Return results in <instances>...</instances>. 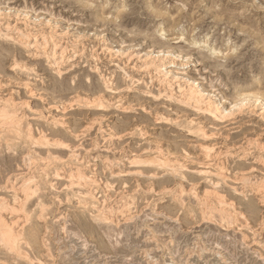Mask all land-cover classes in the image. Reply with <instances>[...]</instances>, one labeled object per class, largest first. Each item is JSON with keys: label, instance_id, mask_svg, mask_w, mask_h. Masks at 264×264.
<instances>
[{"label": "rangeland", "instance_id": "374dc122", "mask_svg": "<svg viewBox=\"0 0 264 264\" xmlns=\"http://www.w3.org/2000/svg\"><path fill=\"white\" fill-rule=\"evenodd\" d=\"M0 21V99L18 103L24 129L0 139V211L19 236H0V264H264V165L248 143H264V0H0ZM45 36L61 38L56 52ZM79 79L115 98L110 109L77 98ZM169 80L194 84L228 118L167 98L179 96ZM191 125L216 134L214 152L228 149L224 180ZM243 164L257 177L242 180Z\"/></svg>", "mask_w": 264, "mask_h": 264}, {"label": "bare ground", "instance_id": "6f19581e", "mask_svg": "<svg viewBox=\"0 0 264 264\" xmlns=\"http://www.w3.org/2000/svg\"><path fill=\"white\" fill-rule=\"evenodd\" d=\"M0 25H1V21H0ZM10 25V23H7V27ZM2 26V25H1ZM163 30V29H162ZM0 32H2V29H1V27H0ZM54 34H56V33H54ZM58 35V34H57ZM53 37H55V36H51V37H49V38H47L46 36H45V40H44V44H48V43H51L52 45H53V50H55L54 52H56V46L58 45V43L60 42V40H61V38H60V40H58L59 42L57 43V42H54L53 40H51V38L53 39ZM77 40L78 39H76V41L75 42H77ZM69 43V42H68ZM73 43V42H72ZM67 44V43H66ZM70 45V44H69ZM68 45V46H69ZM60 47H62V50H61V52H60V54L62 55V54H64L66 51H67V46L66 45H60ZM233 51H234V49H233ZM53 52V53H54ZM162 52V50H160L159 52H158V55H159V53H161ZM165 52V51H164ZM214 53H215V50L213 51ZM55 54V53H54ZM165 54H167V53H165ZM163 56H165L164 54H163ZM165 61H168V58H162V60H161V63H163V62H165ZM15 65H17L18 67H24V66H26V65H24V64H21V63H18V62H15ZM154 66H156V65H154ZM144 68H146V66L144 67ZM157 68V67H156ZM58 73L59 74H61V71L60 70H58ZM109 83H110V81H109ZM109 83H107V85H106V87L108 88V91H110L111 93H113V94H116V93H119V90H120V84H116V85H109ZM112 83H113V81H112ZM165 85H167L166 86V89H168L169 87H173L172 85L173 84H171V81L169 80V81H167L166 83H165ZM173 88H177L178 90V92L179 93H177V94H179V96L178 97H173V95L170 93V94H168L167 93V95H165L167 98H173L174 99V101L176 100L177 102H179L178 104H181V105H183V106H187V107H190V108H192L193 110H195L196 112H198V113H201V114H204V115H207V116H209V117H212L214 120H216V121H224V120H226L227 118H228V116H229V114H230V111H228V110H226L225 111V113H221V110H220V107H219V104L217 103L216 104V101L214 100H206V98H205V93H204V91L203 90H201V89H197L196 87H194V84H187V86H182L181 84H178L176 87H173ZM71 89H74V90H76V91H78V89H80V92H78L79 94H78V96H77V98H79L80 99V96H82L83 95V93H86V94H84V95H86V101L85 102H83L85 105H90V107H93V108H97V110H107V109H110V107L112 106V98L113 97H111V96H109V97H107V93L105 94H103L102 92H100V91H98V88L95 86V85H92V84H90L89 86H86V84L84 83V81H82L81 79H79V82L78 83H76L75 84V86L74 87H71ZM88 90V92H89V90L92 92V95H90L89 93H87V90ZM171 89V88H170ZM75 91V92H76ZM83 91V92H82ZM85 91V92H84ZM104 91V90H103ZM90 92V93H91ZM82 94V95H81ZM174 94V93H173ZM240 96H241V94H240ZM242 96L244 97V99H247L248 98V94H242ZM117 97V96H116ZM254 97H255V102H257L256 104H255V106L256 105H261V108L264 106V97H262V95L259 93V94H257V93H255L254 94ZM76 98V99H77ZM113 99H115V98H113ZM78 100V99H77ZM76 100V101H77ZM14 100L13 99H5L4 101H1V99H0V139L2 138V136L4 135V133H16V135L15 136H18V134L17 133H23V131H24V129L22 128V119H21V116H19L18 115V112H17V109L19 108L18 106V103H16V102H13ZM116 102H118V101H116ZM222 102V99L220 98L219 99V103H221ZM66 108L68 107V106H65ZM122 107V106H121ZM248 109H250L249 107H248ZM124 110H130V107L129 106H125L124 107ZM264 110V109H263ZM249 111V110H248ZM253 111V110H252ZM197 113V114H198ZM252 113V112H251ZM185 115H187V114H185ZM179 119L181 118V117H178ZM177 118V119H178ZM187 118V117H186ZM176 119V118H175ZM183 119V118H182ZM192 119V118H191ZM56 121V120H55ZM128 121V120H127ZM127 121H126V123H127ZM183 121H184V119H183ZM201 121V120H200ZM51 122V121H50ZM178 123H180L179 122V120L177 121ZM193 119L191 120V124H193ZM55 123V122H54ZM198 123V122H197ZM183 124V123H182ZM200 123H198V125H199ZM125 125V124H124ZM194 125V124H193ZM193 125H191V127H189V130H190V132L192 131L193 133H196V134H198V135H200L201 136V139H202V143L200 144V146H201V150L203 151V155H204V157H205V162H202V163H204L205 164V166L207 165V167H209V166H213V167H216L215 168V170H216V174H221L222 175V177H223V179L222 180H224L225 178H224V176L225 175H227V174H222L221 172L222 171H226L225 169H227V165L225 166V161H222V156L224 155L223 153L225 152V151H227L228 149H226L224 152H222L221 151V149L220 150H216L215 152L213 151V149H214V145L215 144H213L212 142H210V140H211V138L213 137V135L215 134V133H211L210 131H207L206 129H205V126H202V127H192ZM202 125V124H201ZM181 126V125H180ZM186 126V125H185ZM125 127V126H124ZM124 127H123V129H124ZM247 129H251V127H247ZM255 129V128H254ZM254 129H252V131H253V133H254ZM210 132V133H209ZM250 132V131H249ZM54 133H60L58 130H56ZM116 133V132H115ZM252 133V132H251ZM259 134V133H258ZM261 134V133H260ZM259 134V135H260ZM20 135V134H19ZM191 135V134H190ZM255 135V134H254ZM5 136H7V135H5ZM214 136H216V134L214 135ZM8 137V136H7ZM14 137V136H13ZM196 137V136H195ZM10 138H11V136H10ZM214 138V137H213ZM256 138V137H255ZM6 141H10V139H6ZM194 141V140H193ZM196 141V140H195ZM212 143V144H211ZM248 143L249 144H251V145H254V148L255 149H258V151L260 152L259 154H258V156L257 157H255V159L254 160H258L260 163H262V165H264V143H262L261 141H258L257 139H254V137L253 138H250V139H248ZM0 144H1V142H0ZM250 147V146H249ZM249 149V148H248ZM9 150V149H8ZM7 150V151H8ZM251 150H253V149H251ZM251 150H247V151H249L248 153H247V155H249L250 153H251ZM6 151V152H7ZM257 150H255V152H258ZM214 152V153H213ZM137 154V153H136ZM223 154V155H222ZM226 154H228L227 152H226ZM225 154V155H226ZM143 155V154H142ZM140 156H141V154H140ZM176 156V155H175ZM227 156V155H226ZM225 156V157H226ZM250 156V155H249ZM134 157V156H133ZM149 157V156H148ZM148 157H146L147 159H145L144 160V158L142 159V160H139V158H141V157H139L138 159L136 158V156L133 158V160H132V162H133V164H135V163H138V164H141V163H146V165L147 164H154V166L155 165H157V166H162L163 168L165 167V168H167V167H169V166H172V168H176V166H177V163H173V161H172V159H171V156H170V158L168 159H166L165 157H163V158H165L166 160H162V159H156V158H153V160H151L150 158H148ZM154 157H156V156H154ZM149 159V160H148ZM176 159V158H175ZM178 159H180V157L178 158ZM182 159V158H181ZM183 160V159H182ZM256 160V161H257ZM175 162H177V160L175 161ZM180 162L181 161H179V163L178 164H180ZM185 162V161H184ZM183 162V163H184ZM227 163V162H226ZM200 164H201V162H200ZM248 164V163H247ZM261 165V164H260ZM143 166H145V165H143ZM157 166H156V168H157ZM186 166V165H185ZM243 166H248V165H246V164H243ZM138 167V166H137ZM161 167V168H162ZM180 167V166H179ZM182 167H184V165H182ZM204 167V166H203ZM212 167V168H213ZM249 167V170H250V172H249V170H248V174H247V176H246V173H245V176H244V179H242V180H244V181H246V180H251V179H253V177H254V175L257 177V175L256 174H254V173H252L253 172V169H254V166L253 165H249L248 166ZM142 168V167H141ZM156 168H153V169H156ZM188 167H186V171L187 170H189V168L187 169ZM243 168V167H242ZM241 168V169H242ZM35 169V168H34ZM150 170H151V168H149ZM201 169H202V167H201ZM161 170V169H160ZM169 170V169H168ZM214 170V169H213ZM228 170V169H227ZM138 171V170H137ZM141 171V170H140ZM146 171V170H145ZM182 171H184V170H182ZM180 172V174H181V176L182 177H184V173L183 172ZM199 171H200V169H199ZM204 174H206V171L204 170H201ZM209 171V170H208ZM211 171V170H210ZM246 171V170H245ZM255 171V170H254ZM30 172H32V171H30ZM156 172V171H155ZM160 172V171H159ZM171 172H172V170H171ZM178 172V171H177ZM197 172V171H196ZM227 172V171H226ZM238 172V171H237ZM142 173V172H141ZM209 173V172H208ZM224 173V172H223ZM30 174V173H29ZM142 174H145V173H142ZM148 174H150V173H148ZM153 174V173H152ZM159 174V173H158ZM201 174V173H200ZM199 174V175H200ZM210 174V173H209ZM214 174V173H213ZM156 175V174H155ZM31 176H34V175H31ZM203 176V175H202ZM23 177V176H22ZM27 177V176H26ZM30 177V176H29ZM175 177V176H174ZM181 177V178H182ZM186 177V176H185ZM205 177V176H204ZM210 177H212V179H213V176H210ZM222 177H220V178H222ZM226 177V176H225ZM243 176H241L240 178H242ZM34 178V177H33ZM33 178H26L25 180H23L24 181V183L25 184H23V190L24 191H26V190H28L29 189V183H31V181L32 180H34ZM187 178V177H186ZM206 178V177H205ZM219 178V179H220ZM255 178V177H254ZM32 179V180H31ZM185 179V178H184ZM258 180H260L261 182H264V177H262L261 176V178L260 179H258ZM72 181V180H71ZM158 181H160V180H158ZM179 181V180H178ZM73 182V181H72ZM161 182H162V180H161ZM183 182V181H182ZM221 182V181H220ZM225 182V181H224ZM247 182V181H246ZM252 182V181H251ZM23 182H21V184H22ZM74 183H76V182H74ZM74 183H72V184H74ZM179 183V182H178ZM259 183V182H258ZM219 184V183H218ZM218 184H216V185H218ZM245 184V183H244ZM249 184H251V183H249ZM253 184V183H252ZM257 184V183H256ZM255 184V185H256ZM260 184H262V183H260ZM38 185V184H37ZM184 185V184H183ZM182 186V185H181ZM254 186V185H253ZM257 186H259V185H257ZM256 186V187H257ZM24 187H25V189H24ZM34 187V186H33ZM255 187V188H256ZM263 187V186H262ZM20 188V187H19ZM34 188H37V187H34ZM88 188V187H87ZM166 188V187H165ZM185 188V187H184ZM261 188V187H260ZM260 188H259V191H260ZM33 189V188H32ZM169 189V188H168ZM181 189V188H180ZM183 189V188H182ZM258 189V188H257ZM20 190H22V188L20 189ZM22 190V191H23ZM185 190H187V189H185ZM185 190H182V192L184 191V192H186ZM208 190V189H207ZM178 191V190H177ZM180 191V190H179ZM217 191V190H216ZM21 192V191H20ZM190 192V191H189ZM211 191H209L208 193H210ZM261 192V191H260ZM22 193V192H21ZM180 193V192H179ZM213 193L215 194V192L213 191ZM218 193V192H217ZM81 194V193H80ZM86 194V193H85ZM186 194H187V192H186ZM204 194H206V191H205V193ZM211 194V193H210ZM213 194V195H214ZM219 194V193H218ZM26 195V194H25ZM177 195H180V194H177ZM207 195V194H206ZM220 195V194H219ZM24 196V195H23ZM85 196V195H84ZM208 196H209V194H208ZM211 196V195H210ZM215 196H216V194H215ZM214 196V197H215ZM218 196V195H217ZM224 196V195H223ZM180 197V196H179ZM178 197V198H179ZM203 197H205V196H203ZM202 197V198H203ZM207 197V196H206ZM219 198H221L220 196H218ZM261 197H263V196H261ZM23 198V197H22ZM183 198V197H182ZM209 198V197H208ZM24 199V198H23ZM200 199H201V197H200ZM206 199V198H205ZM210 199V198H209ZM212 199V198H211ZM217 199V198H216ZM215 199V200H216ZM222 199H223V197H222ZM22 200V199H21ZM181 200V199H180ZM5 201V200H4ZM93 201V200H92ZM179 201V200H178ZM182 202H183V200H181ZM209 201V200H208ZM223 201V200H222ZM24 202H26L25 200H24ZM23 202V203H24ZM204 202H205V200H204ZM8 203V202H7ZM184 203V202H183ZM209 203V202H208ZM207 203V204H208ZM219 203V202H218ZM226 203V202H225ZM2 204V203H1ZM84 204V203H83ZM200 204H201V202H200ZM215 204H216V202H215ZM219 204H222V203H219ZM3 205V204H2ZM11 205V204H10ZM9 205V206H10ZM210 205V204H209ZM209 205H208V207H209ZM226 205V204H225ZM22 206H24L23 204L21 205V207L20 208H22ZM207 206V205H206ZM216 206H218V204L216 205ZM4 207V206H3ZM85 207V206H84ZM207 207V208H208ZM212 207V206H211ZM211 207H210V209H211ZM214 207V206H213ZM219 207V206H218ZM220 207H221V205H220ZM222 207H223V205H222ZM221 207V208H222ZM225 207V206H224ZM2 208V207H1ZM7 208V207H6ZM202 208V207H201ZM8 209V208H7ZM7 209H5V210H7ZM10 209H14L13 207H11ZM18 209V208H17ZM204 209V208H203ZM209 209V210H210ZM213 209V208H212ZM214 209H216V208H214ZM223 209V208H222ZM228 209V208H227ZM2 210V209H1ZM9 210V209H8ZM7 210V211H8ZM15 210V209H14ZM14 210H12V211H14ZM22 210H24V208H22ZM206 210V209H205ZM219 210V209H218ZM4 211V210H3ZM99 211H101V210H98V212ZM103 211V210H102ZM207 211V210H206ZM205 211V212H206ZM220 211V210H219ZM218 211V212H219ZM98 212H96V213H98ZM210 212V211H209ZM214 212V211H213ZM226 212V211H225ZM224 212V209L221 211V212H219V213H221V215H220V217H225V213ZM31 213V212H30ZM29 213V214H30ZM104 213V212H103ZM207 213V212H206ZM229 213L231 214V212L229 211ZM242 213H243V211H242ZM20 214V213H19ZM212 214V213H211ZM27 215L28 214H26V216L25 217H27ZM105 215V214H104ZM104 215H102V216H104ZM203 215V214H202ZM205 215V214H204ZM207 215V214H206ZM219 215V214H218ZM229 215V214H228ZM228 215H226V216H228ZM232 215H234V214H231V216ZM243 215V214H242ZM210 216H212V215H210ZM3 217V215L1 214V211H0V236H1V239L2 240H4L8 245H10V246H14L16 243H17V237H19L18 236V231H15L14 230V227L12 226V225H9L7 222L5 223L4 222V219L2 218ZM203 217H205V216H203ZM208 217V216H207ZM217 217V216H216ZM235 217H236V215H235ZM23 218V217H22ZM27 218H29V216L27 217ZM206 218V217H205ZM227 218V217H226ZM233 218H234V216H233ZM94 219H95V217H94ZM96 219H97V217H96ZM102 219V218H101ZM220 219V218H219ZM229 219V218H228ZM235 219V218H234ZM98 220V219H97ZM96 220V221H97ZM99 220H100V218H99ZM105 220V219H104ZM106 220H107V218H106ZM225 220V219H224ZM226 221V220H225ZM224 221V222H225ZM223 222V223H224ZM227 222V221H226ZM233 223V222H232ZM27 224V223H26ZM225 224V223H224ZM229 223H227V225H228ZM23 225H24V223H23ZM229 225H231V224H229ZM22 228L21 229H23V226H21ZM16 233H15V232ZM23 231V230H22ZM25 232V231H24ZM19 234H21L22 235V233H19ZM24 234H26V233H24ZM25 238H27V237H25L24 236V239ZM21 239V238H20ZM23 239V238H22ZM23 239V240H24ZM26 243V242H25ZM0 244H1V242H0ZM17 246H18V244H16ZM12 249H13V247H11ZM17 250V249H16ZM15 251V250H14ZM17 251H19V250H17ZM25 252V251H24ZM23 252V253H24ZM16 253H18V252H16ZM22 253V254H23ZM19 254V253H18ZM21 253H20V255H22ZM24 255H26V254H24ZM23 255V256H24ZM26 256H28V254L26 255ZM31 259V258H30ZM33 260V259H32Z\"/></svg>", "mask_w": 264, "mask_h": 264}]
</instances>
